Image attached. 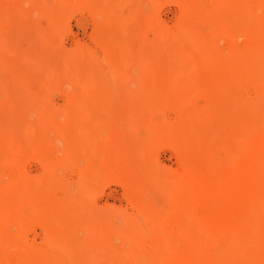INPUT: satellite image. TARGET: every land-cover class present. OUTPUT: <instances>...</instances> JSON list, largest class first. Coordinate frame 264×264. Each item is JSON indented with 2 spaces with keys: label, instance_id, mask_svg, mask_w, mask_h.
I'll return each instance as SVG.
<instances>
[{
  "label": "rangeland",
  "instance_id": "1",
  "mask_svg": "<svg viewBox=\"0 0 264 264\" xmlns=\"http://www.w3.org/2000/svg\"><path fill=\"white\" fill-rule=\"evenodd\" d=\"M148 260L264 264V0H0V264Z\"/></svg>",
  "mask_w": 264,
  "mask_h": 264
},
{
  "label": "bare ground",
  "instance_id": "2",
  "mask_svg": "<svg viewBox=\"0 0 264 264\" xmlns=\"http://www.w3.org/2000/svg\"><path fill=\"white\" fill-rule=\"evenodd\" d=\"M225 79L223 78V81H224ZM222 81V82H223ZM179 128V127H178ZM180 129V128H179ZM182 131H184V130H182ZM190 133H191V131H190ZM193 133V132H192ZM181 134V133H180ZM187 134H188V132H187ZM241 134H243V133H241ZM186 136V135H185ZM180 137H183L182 135H180ZM191 137V139L193 138L192 136H188V138L187 139H189ZM199 137V136H198ZM195 138V137H194ZM191 139H190V141H191ZM184 140V139H183ZM186 140V139H185ZM192 141H193V139H192ZM191 141V142H192ZM194 142V141H193ZM185 143V142H184ZM240 143H241V141H240ZM242 143H243V141H242ZM193 144H195V145H197L196 144V142H194ZM191 145V144H190ZM186 146H187V144H186ZM188 147V146H187ZM198 148V147H197ZM189 149V148H188ZM195 149V148H194ZM240 153H241V151H240ZM243 154V153H242ZM230 155V154H229ZM244 156V155H243ZM244 158H245V156H244ZM236 160V159H235ZM242 160V159H241ZM237 161V160H236ZM233 162H235L234 160H233ZM246 162V161H245ZM246 164V163H245ZM244 164V165H245ZM235 166V165H234ZM237 166H239V165H237ZM245 167H247L246 165L244 166V168L243 169H245ZM236 168H238V167H236ZM249 168V167H248ZM242 170V169H241ZM244 171V170H243ZM247 171V170H246ZM238 172V171H237ZM242 173V172H241ZM243 175H245L246 176V174L245 173H243ZM232 176V175H231ZM240 176H241V174H240ZM238 179V176L235 178V180H237ZM243 177H242V182H243ZM238 181V180H237ZM235 183H237V182H235ZM238 185V184H237ZM241 185V184H240ZM239 187V186H238ZM193 193H195V192H193ZM192 197V196H191ZM161 240H162V238H161ZM160 240V241H161ZM162 243H164L163 241H161ZM161 246V245H160ZM162 248V247H161ZM160 249V248H159ZM163 250V249H162ZM146 260V259H145ZM149 262H147V263H143V264H153L152 263V261L150 262V260H148ZM157 262V261H156ZM142 264V263H141Z\"/></svg>",
  "mask_w": 264,
  "mask_h": 264
}]
</instances>
